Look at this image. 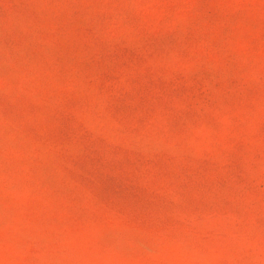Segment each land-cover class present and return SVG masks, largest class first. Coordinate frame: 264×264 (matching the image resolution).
Segmentation results:
<instances>
[{
    "label": "rangeland",
    "instance_id": "1",
    "mask_svg": "<svg viewBox=\"0 0 264 264\" xmlns=\"http://www.w3.org/2000/svg\"><path fill=\"white\" fill-rule=\"evenodd\" d=\"M0 264H264V0H0Z\"/></svg>",
    "mask_w": 264,
    "mask_h": 264
}]
</instances>
